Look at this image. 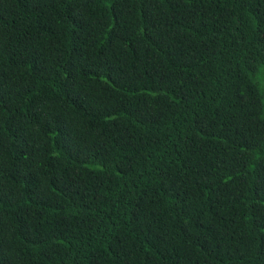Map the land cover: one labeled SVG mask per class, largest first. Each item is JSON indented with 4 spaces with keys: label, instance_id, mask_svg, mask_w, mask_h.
<instances>
[{
    "label": "trees",
    "instance_id": "1",
    "mask_svg": "<svg viewBox=\"0 0 264 264\" xmlns=\"http://www.w3.org/2000/svg\"><path fill=\"white\" fill-rule=\"evenodd\" d=\"M264 0H0V264H264Z\"/></svg>",
    "mask_w": 264,
    "mask_h": 264
},
{
    "label": "rangeland",
    "instance_id": "2",
    "mask_svg": "<svg viewBox=\"0 0 264 264\" xmlns=\"http://www.w3.org/2000/svg\"><path fill=\"white\" fill-rule=\"evenodd\" d=\"M259 80H260L261 83L264 85V76H263V77L261 76Z\"/></svg>",
    "mask_w": 264,
    "mask_h": 264
}]
</instances>
